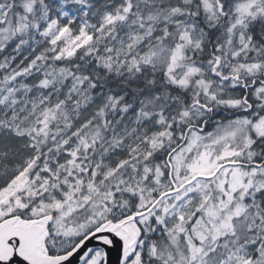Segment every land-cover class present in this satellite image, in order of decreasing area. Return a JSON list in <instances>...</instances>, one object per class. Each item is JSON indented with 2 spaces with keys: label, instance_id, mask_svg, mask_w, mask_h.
Returning a JSON list of instances; mask_svg holds the SVG:
<instances>
[{
  "label": "snow or ice",
  "instance_id": "snow-or-ice-1",
  "mask_svg": "<svg viewBox=\"0 0 264 264\" xmlns=\"http://www.w3.org/2000/svg\"><path fill=\"white\" fill-rule=\"evenodd\" d=\"M0 264H264V0H0Z\"/></svg>",
  "mask_w": 264,
  "mask_h": 264
}]
</instances>
